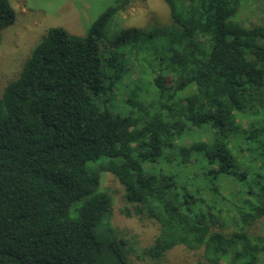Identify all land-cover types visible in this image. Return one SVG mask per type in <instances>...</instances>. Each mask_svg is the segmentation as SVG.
Returning <instances> with one entry per match:
<instances>
[{
	"label": "trees",
	"instance_id": "1",
	"mask_svg": "<svg viewBox=\"0 0 264 264\" xmlns=\"http://www.w3.org/2000/svg\"><path fill=\"white\" fill-rule=\"evenodd\" d=\"M162 1L168 21L113 35L119 6L84 35L50 26L3 88L0 264H134L101 173L157 223L144 255L264 264V26L242 0Z\"/></svg>",
	"mask_w": 264,
	"mask_h": 264
},
{
	"label": "rangeland",
	"instance_id": "2",
	"mask_svg": "<svg viewBox=\"0 0 264 264\" xmlns=\"http://www.w3.org/2000/svg\"><path fill=\"white\" fill-rule=\"evenodd\" d=\"M14 19L0 31V94L12 80L33 47L50 26H61L68 32L84 35L92 21L108 6H119V11L107 23L109 35L119 33L128 26H143L150 22L168 21V11L162 0H9ZM237 19L244 23L264 26V0H242ZM131 57V56H130ZM118 100V98H116ZM119 103V102H118ZM189 138L184 142H188ZM91 163L87 162L89 170ZM174 167H178L173 164ZM101 188L113 197V226L128 240L129 257L134 264H197L202 260L200 251L176 245L159 259L141 252L152 243L157 233V223L122 212L126 202L123 187L111 173H101ZM130 208V205H128ZM131 210V209H130ZM256 230L264 234V218Z\"/></svg>",
	"mask_w": 264,
	"mask_h": 264
}]
</instances>
